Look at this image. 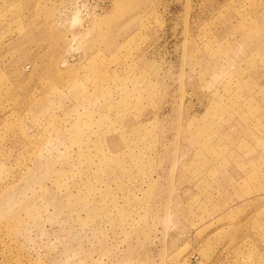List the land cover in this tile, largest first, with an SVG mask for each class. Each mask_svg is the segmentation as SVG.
<instances>
[{
    "label": "rangeland",
    "instance_id": "1",
    "mask_svg": "<svg viewBox=\"0 0 264 264\" xmlns=\"http://www.w3.org/2000/svg\"><path fill=\"white\" fill-rule=\"evenodd\" d=\"M0 264H264V0H0Z\"/></svg>",
    "mask_w": 264,
    "mask_h": 264
}]
</instances>
